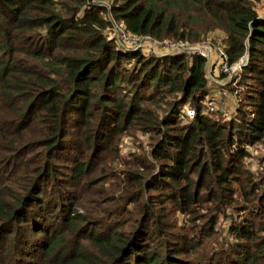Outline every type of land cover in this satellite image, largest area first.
Listing matches in <instances>:
<instances>
[{
    "label": "trees",
    "instance_id": "1",
    "mask_svg": "<svg viewBox=\"0 0 264 264\" xmlns=\"http://www.w3.org/2000/svg\"><path fill=\"white\" fill-rule=\"evenodd\" d=\"M262 10L263 0H110L108 7L0 0V143L9 171L21 167L15 180L0 183V264H259L264 225L248 218L227 225L231 240L223 238L215 255L199 249L216 235L221 206L241 197L251 216L264 214V156L258 177L243 165L246 146L264 149ZM109 15L125 33L155 43L212 38L229 65L246 55L232 81L233 120L223 123L204 109L215 93L204 58L154 55L108 40ZM185 105L195 108L193 119L181 117ZM135 130L153 135L156 164L141 157L136 172L124 171L150 194L135 206L142 216L121 232V218L101 227L95 221L102 220L78 214L76 193L95 184L97 166L83 154L94 163L117 156L120 138ZM165 206L188 223L203 218L202 238L175 241L163 233L155 217ZM156 236L165 238L161 249L150 246Z\"/></svg>",
    "mask_w": 264,
    "mask_h": 264
},
{
    "label": "rangeland",
    "instance_id": "2",
    "mask_svg": "<svg viewBox=\"0 0 264 264\" xmlns=\"http://www.w3.org/2000/svg\"><path fill=\"white\" fill-rule=\"evenodd\" d=\"M97 3H100L104 6L110 5V0H95ZM112 23V28L105 32L106 38L108 40H112L116 43H121L126 48H132V44L128 42L129 34L124 33L121 25L116 22L113 18L110 19ZM122 33L124 37H122ZM212 38H207L201 44H212ZM199 44V45H201ZM160 50V49H159ZM163 53V51H159ZM235 76H225L224 85L219 87L220 89L216 90L218 87L217 84L209 86L211 89H214L215 92L212 96L219 97V91L225 92V97L216 98L218 101L216 107L217 113H211L216 119H220L223 123H229L230 120H233L230 116H232V112L235 111L237 105L234 103L233 94L237 92V87L235 83H232L233 78ZM209 81V80H208ZM210 82V81H209ZM234 90H231V89ZM221 95V94H220ZM236 102L237 96H236ZM188 107L187 105L182 107ZM191 107V106H190ZM0 143V183L2 181L11 180L15 175L19 174L21 169L20 165H15L10 171L7 168V163H5L6 154L2 151L3 147ZM154 146V138L153 135L145 134L140 130L130 131L124 134L119 142H118V155L111 154L108 157V160L105 158L98 159L97 163L92 161L90 157L89 151L83 154L85 160H89V163L92 165L99 166V173L97 167H95V171L92 176L95 177L93 179L94 186L90 188H86L82 190L80 193H76V197L81 201V206L77 207L78 214L90 217L89 220H93L92 218H96L102 221H95L97 224H102L101 222H108L109 219L121 218L119 222L122 225V228L119 230L121 232L126 231L130 226H132L133 221H136L142 215L135 214V206L138 208L143 203H148V199L146 201L145 197H148L150 193L141 194L142 188L138 186V184H130L129 181L124 176V171L132 170L133 172L137 171V167L140 165L141 157H146L148 163L151 166L156 164L155 160L151 157L150 153L152 152V148ZM246 151L249 153L250 157L246 158L243 162V165L254 173L255 177H258L260 174L261 166H262V157L264 156V149L261 145H253L246 146ZM134 156L137 157V163L134 159ZM107 163V164H106ZM64 166L67 164H63ZM69 166V165H67ZM63 168H59V175L66 176L62 170ZM14 173V174H12ZM14 175V176H13ZM98 176L102 177L99 178ZM195 175H193L194 177ZM196 177V176H195ZM5 183V182H4ZM23 184V181H19L14 184L13 188L9 193L11 195H15L17 192V188H19ZM9 189V188H7ZM140 191V192H136ZM136 192V193H135ZM227 202H231L227 200ZM254 202H252L253 204ZM166 211L161 215L159 213L156 214L155 219L160 221L162 226L163 224V233L166 231L171 232L175 236H173L172 240L179 238V236L185 235L188 238L198 239L202 238V227L205 226L206 222L202 218L201 220H194L188 223V218L186 215H182L176 211H174L169 206H165ZM246 204L241 203V197L233 203L230 207L225 208L221 206L220 213L221 215L217 219L216 224V235L211 239L205 242L206 250L199 249V252L202 253H210L213 251L215 255L220 250V246L222 244L223 238L224 240L230 239V235L226 231V227L228 224L232 222H239L245 218L254 221L259 227L260 225H264V214L259 216H251L244 210ZM141 211V209H140ZM139 216V217H138ZM92 217V218H91ZM203 217H206L203 216ZM104 225L107 223H103ZM101 225V227L103 226ZM110 224V223H108ZM107 224V225H108ZM191 224H195L190 226ZM106 225V226H107ZM257 230V228H255ZM253 231L255 234L256 231ZM264 236L263 233L259 234V237ZM165 238H159L158 236L153 237L149 242L151 247H161L164 246ZM171 240V239H169ZM175 241L171 242V245L174 244ZM196 241V240H195ZM248 246H251L249 242H246ZM82 247L88 248L89 245L86 242H81ZM259 264H264V254L257 257ZM231 257L229 256V261Z\"/></svg>",
    "mask_w": 264,
    "mask_h": 264
},
{
    "label": "built area",
    "instance_id": "3",
    "mask_svg": "<svg viewBox=\"0 0 264 264\" xmlns=\"http://www.w3.org/2000/svg\"><path fill=\"white\" fill-rule=\"evenodd\" d=\"M93 3H97L95 0H90ZM100 4V3H99ZM108 7V6H106ZM260 17L264 19V0H263V10L260 13ZM112 17L109 15L107 19L111 21ZM122 27V26H121ZM124 30V28L122 27ZM125 33V31H124ZM127 34V33H126ZM122 37H124V34L122 33ZM128 42L132 44V49L138 50L141 49L145 51L146 53H152L154 55H178V54H197L205 59V65H204V71L205 74L210 81L211 85L214 83L218 86H223L225 83V79L217 80L213 77L212 71H214L216 74H222L224 76H237V79L239 78V73L241 72L242 68L246 65V58L247 56L244 55L239 59V61L233 65L228 64V57L225 53L224 49L221 47L214 48L212 44H196L191 45L184 42H164V43H155L151 41L150 39L146 37H135L129 35ZM122 45L121 43H119ZM123 46V45H122ZM160 49V50H159ZM163 51V53H159V51ZM221 94V95H220ZM225 97L224 91H219V97ZM234 99V103L237 105L236 102V92L232 95ZM218 96H211L205 99L203 102L204 109L208 113H217L216 105L219 100L216 98H219ZM196 116V110L194 107H184L182 111L181 117H187L188 119H193ZM231 117V116H230Z\"/></svg>",
    "mask_w": 264,
    "mask_h": 264
},
{
    "label": "water",
    "instance_id": "4",
    "mask_svg": "<svg viewBox=\"0 0 264 264\" xmlns=\"http://www.w3.org/2000/svg\"><path fill=\"white\" fill-rule=\"evenodd\" d=\"M248 61V57L246 58V62Z\"/></svg>",
    "mask_w": 264,
    "mask_h": 264
}]
</instances>
